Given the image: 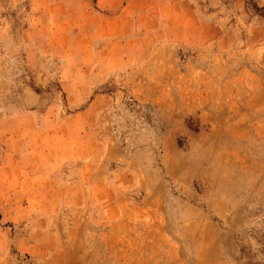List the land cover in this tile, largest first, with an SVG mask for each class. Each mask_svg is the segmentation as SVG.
I'll use <instances>...</instances> for the list:
<instances>
[{"label": "rangeland", "instance_id": "374dc122", "mask_svg": "<svg viewBox=\"0 0 264 264\" xmlns=\"http://www.w3.org/2000/svg\"><path fill=\"white\" fill-rule=\"evenodd\" d=\"M76 2L96 15L95 0H0V113L41 117L60 96L53 54ZM195 3L208 26L133 41L92 89L110 118L94 193L0 199V264H264V0Z\"/></svg>", "mask_w": 264, "mask_h": 264}, {"label": "crops", "instance_id": "0c3cea01", "mask_svg": "<svg viewBox=\"0 0 264 264\" xmlns=\"http://www.w3.org/2000/svg\"><path fill=\"white\" fill-rule=\"evenodd\" d=\"M195 2L95 0L96 15L91 16L83 15L81 4L75 3L76 14L65 15L58 36L70 42V49L58 47L53 54L62 61L57 74L61 97H52L41 117L31 108L0 113L1 200H32L51 209L57 201L94 193L97 176L90 152L96 131L106 130L110 118L109 99L92 89L135 60L130 59L133 41L187 40L188 33L208 26ZM89 95L86 106L76 108ZM81 136L87 138L86 154Z\"/></svg>", "mask_w": 264, "mask_h": 264}]
</instances>
